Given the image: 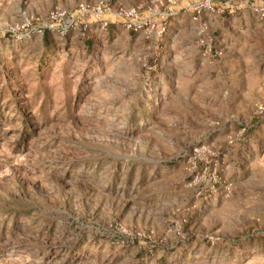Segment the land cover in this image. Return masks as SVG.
Masks as SVG:
<instances>
[{
    "label": "rangeland",
    "instance_id": "obj_1",
    "mask_svg": "<svg viewBox=\"0 0 264 264\" xmlns=\"http://www.w3.org/2000/svg\"><path fill=\"white\" fill-rule=\"evenodd\" d=\"M155 1L0 0V264H264V0Z\"/></svg>",
    "mask_w": 264,
    "mask_h": 264
},
{
    "label": "crops",
    "instance_id": "obj_2",
    "mask_svg": "<svg viewBox=\"0 0 264 264\" xmlns=\"http://www.w3.org/2000/svg\"><path fill=\"white\" fill-rule=\"evenodd\" d=\"M187 21H188L187 22L188 24L194 23L193 20L191 21L187 20ZM182 52L183 54L181 53V55H178L176 61L173 60L174 64H176V62L178 61L179 62L183 61V58L187 56L188 57L185 59L188 60V62L193 63L194 58H196L198 50L195 46L192 45L191 41H188V43L187 42L183 43ZM233 57L234 59H237V56L233 55ZM229 62H235V61L233 60V58H230V59H227V57L221 58L219 62L218 61L215 62V64L217 65L215 66L214 71L211 69L205 68L204 64L202 66L196 65L193 67V69L192 67H189V66L187 68L183 66H179V69H176V71L178 75L181 78H183V76L187 74L189 70H191L189 79L185 80V83H184L185 90L184 91H186V87L188 86V89H190L191 87L192 88L196 87V90L198 89L197 91L204 92V88H206L209 85V83L212 84L213 90L215 91H220L223 88L226 91V93L229 91L231 92L232 90L238 91L236 90V85L237 83L241 84V82L237 78H241V76H244L245 73H243V71L234 70L235 69L234 66L232 65V63H229ZM196 75L203 77L201 79H204V80H198V79L196 80ZM205 76H209L210 78H207ZM241 89L242 88L240 87L239 91H241ZM184 97L186 98L185 95ZM239 99L240 97H237V99L233 98L232 100H234V102H237ZM227 103L229 104V106L234 105L232 104L229 97L225 98L223 101L224 105H226Z\"/></svg>",
    "mask_w": 264,
    "mask_h": 264
},
{
    "label": "built area",
    "instance_id": "obj_3",
    "mask_svg": "<svg viewBox=\"0 0 264 264\" xmlns=\"http://www.w3.org/2000/svg\"><path fill=\"white\" fill-rule=\"evenodd\" d=\"M178 0H156L155 1V4L156 5H160V6H163V4H168V5H175L177 3ZM60 16H62V14H60ZM126 16H129V17H137V13L135 10H131L129 13L126 14ZM262 16H264V14H262ZM104 26H106V23L103 24ZM127 29H131L133 31H136L137 30V27L136 25L134 24H127Z\"/></svg>",
    "mask_w": 264,
    "mask_h": 264
}]
</instances>
